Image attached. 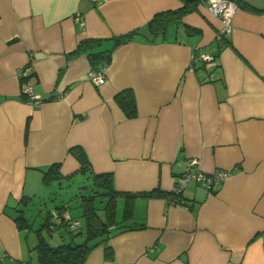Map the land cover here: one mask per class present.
I'll return each instance as SVG.
<instances>
[{
  "label": "crops",
  "instance_id": "obj_1",
  "mask_svg": "<svg viewBox=\"0 0 264 264\" xmlns=\"http://www.w3.org/2000/svg\"><path fill=\"white\" fill-rule=\"evenodd\" d=\"M236 1L223 40L220 20L197 3L165 40L137 35L113 47L183 0H0V264H39L38 228L14 218L25 216L36 186L62 188L81 175L73 146L94 174L112 175L115 191L138 194L125 221L134 228L95 246L84 264H264V0ZM97 41L113 47L105 66L87 55ZM91 71L105 82H91ZM27 85L39 104L27 101ZM124 90L133 117L115 98ZM188 158L205 174H228L211 190L191 181L176 194ZM53 164L58 175L44 184Z\"/></svg>",
  "mask_w": 264,
  "mask_h": 264
},
{
  "label": "trees",
  "instance_id": "obj_2",
  "mask_svg": "<svg viewBox=\"0 0 264 264\" xmlns=\"http://www.w3.org/2000/svg\"><path fill=\"white\" fill-rule=\"evenodd\" d=\"M234 1L237 4V1ZM195 5H197L196 0H183L181 7L155 14L145 26L146 33H142L140 30H134L130 33L116 37L113 40V47L129 41L132 37L137 35H143L150 41L165 40L169 26L172 24H178L182 16L194 8ZM225 37L226 36H222L219 40H223ZM97 42V46H87V55L93 66H105L110 61L113 47L99 49V41ZM115 98L128 117L135 116L136 103L133 93L130 90H124L117 93ZM70 152L80 165L78 173L88 176V178L92 180L93 185L86 195L81 194V192L78 193L81 198L78 206L81 209V217L83 218L82 232L84 234V240L80 243H75L74 240H71L57 245H51L42 235V227L49 232H51L49 229L50 227L53 229H60L62 227L64 231L63 233L71 238L82 232L80 229L77 232L71 230L68 227V222L63 218L58 222L53 221L49 214V216L44 218L43 223L37 230L38 242L35 249L39 264H84L90 250L95 246L107 244L110 236L118 231L134 228L131 224H127L125 221L132 216L133 199L138 194H127L115 191L113 188L112 175L110 173L94 174L89 159L81 146L71 147ZM57 175V164H53L48 170L43 172V183L49 184ZM82 188H85V186ZM119 197L124 198V206L121 218L118 220L116 217V202ZM97 202L103 204L97 206ZM55 209L59 216H61L64 211H68V208L63 204L56 205ZM99 212H102V214L100 215ZM14 219L19 226L21 225L26 228L29 227L28 219L24 217L23 213L18 214ZM106 255L107 257L111 255L109 247L106 248Z\"/></svg>",
  "mask_w": 264,
  "mask_h": 264
},
{
  "label": "built area",
  "instance_id": "obj_3",
  "mask_svg": "<svg viewBox=\"0 0 264 264\" xmlns=\"http://www.w3.org/2000/svg\"><path fill=\"white\" fill-rule=\"evenodd\" d=\"M197 3L206 5L208 10L212 15L220 20V27L217 32V38L220 39L222 36H227L232 29V18L237 10V4L234 0H196ZM194 55L192 59H194ZM199 59L207 65L213 63V57L207 53H200L198 55ZM192 67V66H191ZM31 71L29 65L20 67L17 70V75L19 77L26 78ZM89 79L95 85H100L105 82V78L100 72L91 71L89 74ZM26 99L29 103L39 104L41 102L40 97L34 93L31 86L27 85L23 89ZM226 171L217 170L211 174H205L199 169V159L198 158H188L183 165L177 177V185L175 193L179 194L182 192L184 187L191 181L198 184H205L209 190L217 185L227 176ZM63 218L68 222V227L77 232L80 229V222L77 219L71 217L69 212L64 211L61 216L55 215L52 219L53 221H60Z\"/></svg>",
  "mask_w": 264,
  "mask_h": 264
},
{
  "label": "rangeland",
  "instance_id": "obj_4",
  "mask_svg": "<svg viewBox=\"0 0 264 264\" xmlns=\"http://www.w3.org/2000/svg\"><path fill=\"white\" fill-rule=\"evenodd\" d=\"M83 186H85V188H82ZM91 187H93L92 180H90V178H88V176L86 175H78L77 177L71 179L68 183L64 182L62 188H59L56 184L51 186L49 190H47L45 189V187H40L38 185L36 186V189H38L39 192L35 194L32 203H29V205H27L24 217L29 219L33 230L37 228L39 229L46 216V211L54 208L56 205H60L66 202L69 205L70 214L73 217H78L81 221H83L78 206L81 200V198L78 197V192L80 191L81 194L86 195ZM102 204L103 203L100 204V202H97V206ZM122 206L123 202L121 199H119L117 202L118 215H120L122 211ZM99 214L101 215L102 212H99ZM41 232L51 245H57L59 243H62L63 241L68 242L67 240H69L68 237L63 234V231H60V233L64 235V240L61 241L56 239V234H48V231L43 227L41 229ZM30 236H36L34 231H31ZM72 238L75 243H80L84 240L83 234H78Z\"/></svg>",
  "mask_w": 264,
  "mask_h": 264
}]
</instances>
